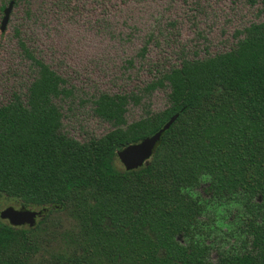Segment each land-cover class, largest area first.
<instances>
[{"label": "trees", "instance_id": "obj_1", "mask_svg": "<svg viewBox=\"0 0 264 264\" xmlns=\"http://www.w3.org/2000/svg\"><path fill=\"white\" fill-rule=\"evenodd\" d=\"M244 2L262 18L233 48L154 69L137 93L98 95L93 113L111 130L84 142L62 129L66 81L15 31L35 74L0 105V197L44 210L39 224L53 211L76 216L79 242L58 264H264V0ZM160 89L167 106L128 124L127 106ZM175 114L146 166L117 165L118 151ZM217 207L235 217V246L214 235ZM35 227L0 220V264L28 262Z\"/></svg>", "mask_w": 264, "mask_h": 264}, {"label": "rangeland", "instance_id": "obj_2", "mask_svg": "<svg viewBox=\"0 0 264 264\" xmlns=\"http://www.w3.org/2000/svg\"><path fill=\"white\" fill-rule=\"evenodd\" d=\"M258 8L244 0H19L0 35V105L12 93L23 94L33 78L17 31L33 56L71 91V98L60 104L63 131L78 142L103 136L111 125L93 113L98 95L137 93L156 75L154 69L169 70L182 59L230 50L243 38L245 27L261 20ZM167 92L156 90L138 105L129 104L126 122L147 110H163ZM8 206L19 208L0 197V211ZM231 212L217 207L210 216L223 230L214 235L235 246L239 240L231 233ZM34 226L35 248L26 264H58L79 242V222L68 209L53 211Z\"/></svg>", "mask_w": 264, "mask_h": 264}, {"label": "water", "instance_id": "obj_3", "mask_svg": "<svg viewBox=\"0 0 264 264\" xmlns=\"http://www.w3.org/2000/svg\"><path fill=\"white\" fill-rule=\"evenodd\" d=\"M12 6L13 1H11L3 11V18L0 23L1 32L5 31L7 27ZM177 117L178 114H175L163 125L160 130L151 136L145 137L139 142L130 144L118 151L116 156L123 169L125 171H131L142 166H146L153 154L156 144L160 140L161 135L172 125ZM41 212H44V210L34 211L23 207L16 209L12 206H8L0 211V220L6 221L13 227L26 225L31 228L35 225L36 216L40 215Z\"/></svg>", "mask_w": 264, "mask_h": 264}, {"label": "flooded vegetation", "instance_id": "obj_4", "mask_svg": "<svg viewBox=\"0 0 264 264\" xmlns=\"http://www.w3.org/2000/svg\"><path fill=\"white\" fill-rule=\"evenodd\" d=\"M11 1H13V6H12V10H13V8H14V5L19 1V0H3V2H1L0 1V23H1V20H2V18H3V11H4V9L8 6V4L11 2ZM12 10H11V12H12ZM11 14V13H10ZM5 31H6V29H5ZM5 31H3V32H1L0 31V35L2 34V33H4ZM20 49V48H19ZM21 51V50H20ZM31 64V63H30ZM35 73L33 72V75H34ZM20 208V207H19ZM19 208H16V209H19ZM30 210H33V209H30ZM34 211H40V210H34ZM44 212H41V214L40 215H38V216H36V218H35V223L37 222V220H38V222L44 217ZM6 222V221H5ZM7 223V222H6ZM22 228H24V227H26V225H23V226H21Z\"/></svg>", "mask_w": 264, "mask_h": 264}]
</instances>
